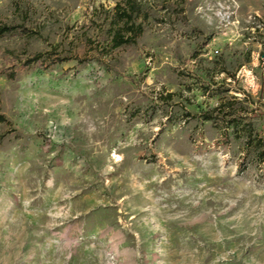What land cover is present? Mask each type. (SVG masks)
Segmentation results:
<instances>
[{
	"label": "rangeland",
	"instance_id": "1",
	"mask_svg": "<svg viewBox=\"0 0 264 264\" xmlns=\"http://www.w3.org/2000/svg\"><path fill=\"white\" fill-rule=\"evenodd\" d=\"M122 2L0 0V264H264V0Z\"/></svg>",
	"mask_w": 264,
	"mask_h": 264
},
{
	"label": "trees",
	"instance_id": "2",
	"mask_svg": "<svg viewBox=\"0 0 264 264\" xmlns=\"http://www.w3.org/2000/svg\"><path fill=\"white\" fill-rule=\"evenodd\" d=\"M142 13V4L141 0H123L122 4H117L114 10V14L111 19L110 28V51H114L120 47L132 45L135 43L136 38L142 34L143 27L141 24H136L135 20L139 17ZM17 29L13 26H0V37L10 33L12 30ZM44 56L42 54L34 55L33 57L26 59L22 63V68H28L34 65L43 66V62L46 60L43 59ZM49 66L54 65L56 63H62L64 60L60 58H50ZM57 59V60H56ZM11 80L16 78V74L10 73L8 76ZM232 103L230 102H221L219 106L214 108L211 113L205 116V121H219V116H217L220 112V115L223 114V111L227 108L229 109L232 107ZM229 107V108H228ZM255 114H252L251 117L253 118ZM228 116V120L226 121V126L232 127L233 130H237L241 120L247 119V116H236L235 113H230ZM218 117V118H217ZM224 118L220 117V123H224ZM247 129L249 130L246 133L247 143L252 145L256 150V157L259 162H264V132L259 134H253L251 130V123L250 121H246ZM237 135V133H236ZM224 139L226 141L229 140V136L224 134Z\"/></svg>",
	"mask_w": 264,
	"mask_h": 264
},
{
	"label": "built area",
	"instance_id": "3",
	"mask_svg": "<svg viewBox=\"0 0 264 264\" xmlns=\"http://www.w3.org/2000/svg\"><path fill=\"white\" fill-rule=\"evenodd\" d=\"M222 9H224V8L222 7ZM227 10H228V9H227ZM231 15H233V13L224 14V15L222 16V18H223L222 20H227V21L230 20ZM218 53H219V52H218L217 50H214V51H213V54H214V55H218Z\"/></svg>",
	"mask_w": 264,
	"mask_h": 264
}]
</instances>
